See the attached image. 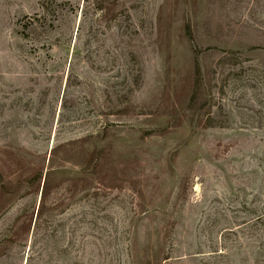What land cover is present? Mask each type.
Listing matches in <instances>:
<instances>
[{"label": "rangeland", "instance_id": "374dc122", "mask_svg": "<svg viewBox=\"0 0 264 264\" xmlns=\"http://www.w3.org/2000/svg\"><path fill=\"white\" fill-rule=\"evenodd\" d=\"M0 264H264V0H0Z\"/></svg>", "mask_w": 264, "mask_h": 264}]
</instances>
